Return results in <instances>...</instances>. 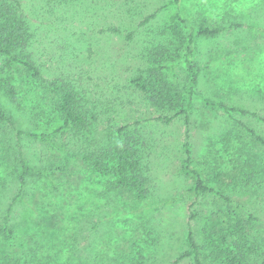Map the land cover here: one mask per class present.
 <instances>
[{
	"label": "rangeland",
	"instance_id": "rangeland-1",
	"mask_svg": "<svg viewBox=\"0 0 264 264\" xmlns=\"http://www.w3.org/2000/svg\"><path fill=\"white\" fill-rule=\"evenodd\" d=\"M22 1L36 34L30 51L40 66L42 79L32 77L21 64L9 66L7 59L0 55V106L14 121L11 125L0 120V230L2 216L19 187L15 182L17 151L14 149L19 130L25 132L23 147L33 174L40 168L49 170L51 165H61L68 155L77 151L73 142L67 147L68 152L55 154L48 139L30 135L31 132L51 133L57 127L56 92L48 84L51 81L59 83L64 74L74 75L78 91L95 114L98 136L109 131V127L118 126H127L136 135L142 163L149 176L150 193L144 200L129 192L117 198L113 193L103 194L107 178L91 171L86 173L82 164H70L67 175L55 180L62 192H52L43 181L35 183L33 178L28 190L34 193V198L28 204L35 206V201L38 202L37 221L17 226L18 231L11 235V240L6 232L2 235L0 232V260L9 251L23 253L26 250L25 246L19 247L23 235L19 231H26V238L34 237L35 243L54 236L56 247L42 249L38 256L43 254L42 262L48 258L49 264L171 263L189 248V205L196 199L189 191L193 180L183 171L184 143L189 142L198 170L209 167L205 175L209 179L218 173L216 165L222 167L219 168L223 173L237 170L235 158L228 154L235 149L223 146L237 133L236 128L228 130L241 126L239 120L264 132V122L257 117L234 112L228 118L222 110L212 106L224 100L226 104L256 110L264 116V95H249L255 92L251 88L258 79L243 75L252 67L257 70L260 67L258 78H263V53L260 60L254 61L256 64L250 65V62L255 59L251 60V56L264 44V20L256 22L260 30H253L245 23L244 33L237 37L227 30L218 38L197 35L192 45V63L196 65L198 84L191 95L190 118L186 121L184 115H179L168 123L158 117L173 115L177 110L152 106L130 82L141 69L151 64L142 49H152L155 40H164L162 43L170 47L172 55L168 65L175 66V73L168 70V75L180 81L179 86L187 94L193 86L184 60L186 38L192 31L189 27H198L205 19L210 25L223 26L229 20L226 17L229 7L235 6L234 0H184L190 7L189 12L187 9L182 14L188 27L182 19L172 20L178 11V4L172 0H106L108 4L104 10L99 4L90 12L65 6L56 8L48 18L39 7L42 0ZM244 1L238 5L242 7ZM109 26L120 31H108ZM130 32L134 33L132 38H129ZM67 42L71 43L66 50L70 58L64 62L58 49ZM235 72L239 77L234 76ZM9 88H13L15 95ZM225 165L227 167L223 168ZM72 175L83 182L73 181ZM173 198L177 199L168 203ZM240 198L245 212H253L259 218L264 236V187L256 193L248 194L243 190ZM88 201H95L100 210L93 214L96 208L90 211L92 206L85 207ZM199 201L201 205H196L199 217L192 221V228L204 263L216 264L212 253L216 245L211 242L212 232L206 220L212 201L204 197L198 198ZM55 208L58 209L55 211ZM52 215L54 219L62 217L61 223L53 222L51 228L45 227ZM13 216L11 223L22 220L17 214ZM14 240L18 243L11 244ZM180 264L194 262L186 258Z\"/></svg>",
	"mask_w": 264,
	"mask_h": 264
},
{
	"label": "trees",
	"instance_id": "trees-1",
	"mask_svg": "<svg viewBox=\"0 0 264 264\" xmlns=\"http://www.w3.org/2000/svg\"><path fill=\"white\" fill-rule=\"evenodd\" d=\"M240 1L242 2V0L233 1L235 6L229 7L230 10L228 9L226 16L229 20L227 23L225 21L223 26L210 25L205 19L198 27H189L192 31L186 38L187 46L184 60H186L187 69L190 73V84L193 86L187 94L179 86L180 81H175L168 75V70L172 74L175 73V66L173 64L168 65L172 55L170 47L168 45L166 47L162 43L164 40H155L152 43V49H142L145 54L144 57L148 58L151 64L141 69L139 74L132 78L130 82L140 90L146 102L152 106L177 110L173 115H160L158 117L160 120L169 123L177 116L184 115L186 121H189L190 111L193 108V97L191 95H194V86L198 84L196 65L192 63V55L194 53L192 45L197 35L218 38L227 30L233 33L234 37H237L244 33L246 29L244 28L245 23L253 30H260L259 27H256V22L264 20V0H252V4L250 0H245L242 7L238 5ZM172 2L178 4V11L172 17V20L182 19V22H186L182 14L187 9L189 12L190 7L186 5L184 0H172ZM95 4H99V8L104 10L108 3L106 0H42L39 7L44 11L42 14L45 15V18H48V15H51L50 13L57 10L56 8L63 9L67 6V8L75 7L90 12L95 7ZM249 4L252 6L248 7ZM25 9L22 0H0V55L7 59L9 66L14 63L21 64L31 72L32 77L40 80L42 79L40 66L30 51V45L33 43L36 34ZM186 24L188 27L187 22ZM107 30L115 33L120 31V29L113 26H109ZM103 32L107 31L103 29ZM133 36L134 33L130 32L129 38ZM68 39H71V37H68ZM70 45L71 43L67 42L58 49L64 62L65 59L70 58L66 52ZM262 53L264 55V44H262L261 49L259 47L254 55L251 56V60L255 59L250 60V65L256 64L254 61L256 59L260 60L262 57L260 54ZM158 57H162V59ZM262 69H264V66ZM258 70L256 67H252L250 72L243 74L245 77L258 79L251 88L255 92L249 93L250 96L256 93L264 95V72H262L263 78L261 79L258 78L261 75ZM64 75L59 80V83L51 81L48 84V87H52L56 92L54 110L56 112V122H58L57 127L51 133L31 132L32 134L30 135H38L48 139L55 154L68 152L67 147H71L73 142L77 151L68 155L70 158L67 157V160L62 162L61 165H51L49 170L40 168L33 174L30 160L27 158L23 147V134L25 132L22 129L19 130L17 141L14 145V149L17 151L15 182H18L19 187L11 198L6 213L2 216L3 225H1L0 230L1 235L4 232L7 233L9 240H11V235L18 231L17 226L20 228L27 223L37 221L35 213L38 212V202L35 201V206L28 204L34 198V193L28 190L30 181L33 178L35 183L41 180L52 192H62L55 180L63 179L67 175L68 166L72 163L84 165L86 173L91 171L107 178L105 181L107 189L103 191V194L113 193L117 198L119 195L129 192L137 199L144 200L150 193L149 176L142 163L139 141L136 135L130 132L127 126H118L115 129L109 127V131L98 136L95 127V114L87 106L84 96L78 91L74 75ZM234 76L239 77L238 72H235ZM9 91L12 95H15L13 88H9ZM185 101H187V104H185ZM212 106L222 110L226 117L233 116L234 112H239L252 115L264 122V116H260L256 110L252 111L236 105H229L224 100H220ZM0 120L6 121L11 125L14 123L13 119L4 112L1 106ZM239 123L241 126L227 129L230 131L236 128L237 133L234 137L229 138L226 145L224 144L223 146L226 149H235L234 152L228 154L235 158L234 166L237 169L236 171H225L223 173L219 168L221 166L216 165L218 173L216 175L212 174L207 179L205 175L209 167L203 171L198 170L194 166L195 161L189 142L186 141L184 143L186 157L183 171L193 180L189 191L196 196V199L189 205V248L177 255L169 264H180L186 258H191L194 264H205L200 245L196 240L191 224L194 219L199 217V206L196 207V205L198 203L201 205V202H198V198L201 197L212 201V208L209 207L206 220L212 232L211 242L216 245L212 249L214 250L212 253L215 254L214 262L216 264H264V236L261 233V223L253 212H245V205L240 198L243 190L249 194L251 192L256 193L257 190L264 187V132L252 127L249 122L246 123L239 120ZM208 160L210 161L211 158ZM209 161H207V164ZM224 167H227V165ZM75 176L74 179L72 175L73 181L83 182L80 177ZM177 198L169 200L168 203L175 201ZM85 205L87 208L92 206L90 211L96 208L93 214L100 210L95 201L85 202ZM56 209L58 208H55V211ZM14 214H17L22 219L17 224L11 223L14 219ZM61 219L62 217L59 216L54 219L52 215V218H49L50 223L46 224L45 227L51 228L53 222L60 224ZM38 223L42 224L40 220ZM19 233L23 234L19 240V247L25 246L26 250H23V253H20V250L19 252L9 251L5 257H2L0 264H49L47 262L48 258L42 262L41 256L43 254L40 253V257L38 256L42 249L47 248L50 250L56 247L54 236L40 243H35L36 239L34 237L26 238V231L24 233L19 231ZM29 239H32L33 243H30ZM17 243L18 240L11 241V244ZM28 253L33 254L30 256ZM89 259L94 262L97 261V258L89 257ZM86 262L87 264H92L91 262Z\"/></svg>",
	"mask_w": 264,
	"mask_h": 264
}]
</instances>
